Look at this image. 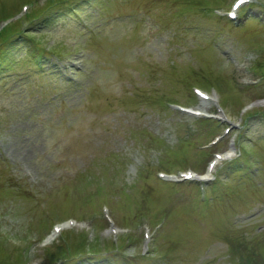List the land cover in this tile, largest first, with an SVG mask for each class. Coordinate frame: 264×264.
<instances>
[{"label": "rangeland", "instance_id": "374dc122", "mask_svg": "<svg viewBox=\"0 0 264 264\" xmlns=\"http://www.w3.org/2000/svg\"><path fill=\"white\" fill-rule=\"evenodd\" d=\"M20 1L0 0V9L5 5L11 11ZM232 1L85 0L74 6L81 13L73 10L59 15L41 30L48 46L61 48L62 57L47 58L44 70L53 67V71L35 76L30 86L27 66L15 61V67L0 81V182L12 178L11 182L17 181L24 189L0 202V236L8 249L25 248L26 264H47L45 249L60 242L61 236L48 246H43V238L53 224L72 217L77 220L72 230L85 228L91 239L98 234L102 246L132 235L135 242L124 249L130 258L154 250L155 257L138 264H234L224 242L215 238L227 228L225 222L219 226L217 222L225 209L223 199L218 206L202 204L196 199L195 187H172L171 180H155L158 171L179 178L176 172L189 168L199 173L198 179L203 178L211 151L197 166L193 155L202 152L197 138L206 145L219 130L210 133L214 126L203 129L192 115L137 101L144 92L156 95L170 85L180 104L214 111L211 103L204 109L201 102H188V89L167 79L170 68L176 72L172 76L176 80L192 67L187 83L214 86L238 133L240 106L264 97V83L256 88L245 84L256 79L253 66L264 59V0H254L260 8L253 4L240 13L235 27L249 29L236 31L225 26V19L217 18L219 14L209 16L220 7L224 17ZM259 16L260 20L250 21ZM249 49L259 51V56L246 51ZM25 51L17 48L13 57L21 59ZM247 55L253 59L247 63L249 70L240 75L230 61L244 64ZM249 133L255 138L249 146L256 158L244 155L240 162L246 172L254 170L255 178H247L246 184L232 178L225 194L240 209L245 206L241 198L257 196L260 206L235 223L246 233L253 224L262 225L255 230L258 234L264 230V141H259L264 124L260 117L250 125ZM195 137L183 143L182 151L193 154L188 157L189 167L160 168L162 158L173 163L175 157L169 155L177 153L182 139ZM229 148L227 140L220 151ZM182 161L187 158L179 163ZM85 175L90 177L81 180ZM89 192L94 197L85 200ZM104 205L117 235L109 229ZM199 211L214 215L208 218ZM235 212L227 210L230 220L236 218ZM162 220L167 224L159 228ZM230 225L233 227L232 222ZM146 227L150 240L145 243ZM168 250L172 251L162 257ZM3 257L0 250V260Z\"/></svg>", "mask_w": 264, "mask_h": 264}, {"label": "trees", "instance_id": "16d2710c", "mask_svg": "<svg viewBox=\"0 0 264 264\" xmlns=\"http://www.w3.org/2000/svg\"><path fill=\"white\" fill-rule=\"evenodd\" d=\"M34 15V12L32 13L31 17ZM38 17H34V19H36ZM17 32H14V29H10L8 31H6L4 33V36L2 37V39L0 40V68L4 65V60L7 59L8 55H4V46L5 45H9L10 41L13 37V34H15ZM24 34V33H19ZM3 54V55H2ZM250 155V154H249ZM221 182V180H217V184ZM9 190V189H8ZM19 193V192H18ZM74 235L73 237H68L67 239H69L67 241V243L65 245H60L57 246L56 249H50L48 252H50V256H49V262L50 264H55L56 261H60L62 264H76L78 262H82L83 258H89V257H97V258H101L102 262L100 264H102L105 260L111 261L112 257L111 256H107L108 254L111 253V251H113L114 254L113 257L116 255L117 256V252L121 251L119 250L120 246H117L115 244L109 245L108 244V250H101L98 242H94V241H90L89 240V235L88 232H80V233H73L70 236ZM101 251H105V253H102ZM235 251V250H232ZM100 254H105V255H101V257H99L98 255ZM152 257H143V256H138L136 258L137 262L139 261H144L147 259H151ZM128 259V258H125ZM7 260V257H3L0 260V264H5L4 261ZM135 260V261H136ZM21 256L19 255L18 257H16L15 261H12V263L14 264H21ZM128 262H130L131 264H133V261L128 260ZM136 264V263H135Z\"/></svg>", "mask_w": 264, "mask_h": 264}, {"label": "snow or ice", "instance_id": "6c2138e0", "mask_svg": "<svg viewBox=\"0 0 264 264\" xmlns=\"http://www.w3.org/2000/svg\"><path fill=\"white\" fill-rule=\"evenodd\" d=\"M237 7H239V5H237Z\"/></svg>", "mask_w": 264, "mask_h": 264}]
</instances>
